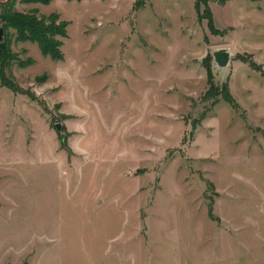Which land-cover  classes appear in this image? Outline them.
I'll return each mask as SVG.
<instances>
[{
  "label": "rangeland",
  "instance_id": "rangeland-1",
  "mask_svg": "<svg viewBox=\"0 0 264 264\" xmlns=\"http://www.w3.org/2000/svg\"><path fill=\"white\" fill-rule=\"evenodd\" d=\"M209 6L218 32L196 0L16 1L67 36L5 29L0 264H264V0Z\"/></svg>",
  "mask_w": 264,
  "mask_h": 264
},
{
  "label": "trees",
  "instance_id": "trees-1",
  "mask_svg": "<svg viewBox=\"0 0 264 264\" xmlns=\"http://www.w3.org/2000/svg\"><path fill=\"white\" fill-rule=\"evenodd\" d=\"M16 1L22 3L37 2V3H48L50 0H2L0 1V21L3 28V40L0 41V54L6 55V49L9 44L6 45L8 34L6 28H12L15 30L16 39L18 40H31L38 44L41 51L46 55L49 54L52 58H61L62 56V39L61 37L67 36L66 26L67 22L60 19L58 14H49L47 16H38L37 10L33 9L30 12H21L15 9ZM227 0H221L225 3ZM203 9L201 10V5ZM196 11L199 16L207 19V26L214 29V32H218V27L214 25L213 13H211L209 0H196ZM60 19V20H59ZM206 62V73L207 74V89L203 93L202 98L209 100L210 107L214 106L220 99L231 104L233 107L238 108L239 103L235 99V96L229 87L227 80L218 82L211 69L209 68V62L212 60L210 54L205 56ZM24 63V62H21ZM1 79L14 91H23L30 96L35 97V93L29 92L27 88L20 86L13 79L6 76L4 73L1 74ZM204 110L200 117H204L207 113ZM59 130V129H58ZM210 212L211 209L209 208Z\"/></svg>",
  "mask_w": 264,
  "mask_h": 264
},
{
  "label": "water",
  "instance_id": "water-1",
  "mask_svg": "<svg viewBox=\"0 0 264 264\" xmlns=\"http://www.w3.org/2000/svg\"><path fill=\"white\" fill-rule=\"evenodd\" d=\"M3 36H4L3 28L2 26H0V41L3 40ZM212 54L215 57V59L218 60L219 63L222 65L229 62L230 52H229V49L225 47L214 49ZM56 123H57V128L60 129L61 124L59 122H56Z\"/></svg>",
  "mask_w": 264,
  "mask_h": 264
},
{
  "label": "crops",
  "instance_id": "crops-1",
  "mask_svg": "<svg viewBox=\"0 0 264 264\" xmlns=\"http://www.w3.org/2000/svg\"><path fill=\"white\" fill-rule=\"evenodd\" d=\"M0 1H2V0H0Z\"/></svg>",
  "mask_w": 264,
  "mask_h": 264
}]
</instances>
